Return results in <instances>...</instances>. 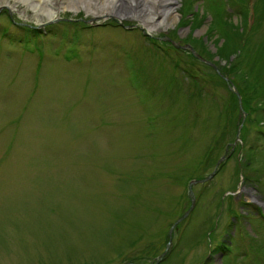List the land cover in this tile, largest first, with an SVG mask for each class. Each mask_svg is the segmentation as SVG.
Returning a JSON list of instances; mask_svg holds the SVG:
<instances>
[{
    "label": "rangeland",
    "instance_id": "374dc122",
    "mask_svg": "<svg viewBox=\"0 0 264 264\" xmlns=\"http://www.w3.org/2000/svg\"><path fill=\"white\" fill-rule=\"evenodd\" d=\"M175 1L0 9V264H264V0Z\"/></svg>",
    "mask_w": 264,
    "mask_h": 264
},
{
    "label": "bare ground",
    "instance_id": "6f19581e",
    "mask_svg": "<svg viewBox=\"0 0 264 264\" xmlns=\"http://www.w3.org/2000/svg\"><path fill=\"white\" fill-rule=\"evenodd\" d=\"M175 4V0H0V9L8 7L10 11L29 16L36 23L49 22L65 8L84 10L93 22L109 17L121 20L128 16L152 33L165 29L176 20ZM250 197L258 196L253 190Z\"/></svg>",
    "mask_w": 264,
    "mask_h": 264
},
{
    "label": "water",
    "instance_id": "95a60500",
    "mask_svg": "<svg viewBox=\"0 0 264 264\" xmlns=\"http://www.w3.org/2000/svg\"><path fill=\"white\" fill-rule=\"evenodd\" d=\"M49 22H52V21H49ZM49 22H46V23H49ZM93 23V22H92ZM91 23V24H92ZM179 45L178 44H176V47H178ZM180 47H182V48H189V50L192 52V54L194 55V56H196L197 58H199V60H201V61H203L204 63H206V64H208V65H210V66H212L213 68H215L216 69V67H215V65L213 64V63H211V62H209V61H207V60H205V59H203V58H200L196 53H195V51L191 48V47H189V46H180ZM218 73H219V75L220 76H222L221 75V73L219 72V71H217ZM223 78H224V80H226L227 82L229 81L228 80V78L226 77V76H222ZM229 87H230V85H229ZM234 89V92L237 94V97H238V102H239V105H238V107H239V111H240V116H242V119H243V117L245 116V112L243 111V109H242V107H241V104H240V96H239V94H238V92L235 90V88H233ZM241 126V125H240ZM223 160V157H221L219 160H218V162H217V164H216V168H217V166L219 165V163L221 162ZM216 168H215V170H216ZM215 170L212 172V173H210V175L209 176H207L206 178H203V179H194V180H192V181H190V183H189V188H191V185L192 184H196V183H199V182H203V181H206L207 179H208V177H210V176H212L214 173H215ZM190 196L192 197V192L190 191ZM193 198H192V203H193ZM187 213V212H186ZM186 215V214H185ZM184 215V216H185ZM184 216H182V217H180L178 220H176L175 221V223L171 226V228H170V230H169V237L171 236V232H172V230H173V228H174V226L181 220V219H183V217ZM170 241V240H169ZM168 245H169V243L166 245V250H167V248H168ZM166 250L159 256V259L157 260V261H159L163 256H164V254H165V252H166Z\"/></svg>",
    "mask_w": 264,
    "mask_h": 264
},
{
    "label": "trees",
    "instance_id": "16d2710c",
    "mask_svg": "<svg viewBox=\"0 0 264 264\" xmlns=\"http://www.w3.org/2000/svg\"><path fill=\"white\" fill-rule=\"evenodd\" d=\"M244 8H245V7L243 6V7H242V12H240L242 15H244V14H245V12H243V9H244ZM24 32H25V33H28V32H27V30H26V31H24ZM167 53H168V52H167ZM233 82H234V81H233Z\"/></svg>",
    "mask_w": 264,
    "mask_h": 264
}]
</instances>
